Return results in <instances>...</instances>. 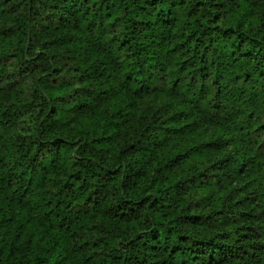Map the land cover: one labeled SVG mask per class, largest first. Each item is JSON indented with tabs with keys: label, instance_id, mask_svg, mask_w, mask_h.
Here are the masks:
<instances>
[{
	"label": "trees",
	"instance_id": "1",
	"mask_svg": "<svg viewBox=\"0 0 264 264\" xmlns=\"http://www.w3.org/2000/svg\"><path fill=\"white\" fill-rule=\"evenodd\" d=\"M10 1L0 264H264V0Z\"/></svg>",
	"mask_w": 264,
	"mask_h": 264
},
{
	"label": "rangeland",
	"instance_id": "2",
	"mask_svg": "<svg viewBox=\"0 0 264 264\" xmlns=\"http://www.w3.org/2000/svg\"><path fill=\"white\" fill-rule=\"evenodd\" d=\"M7 6H11L10 9H16L18 10L16 12V16L20 14H25L26 9L23 2H20V0L17 1H10L7 3ZM50 13L48 10H40L39 13L35 16L34 23L41 19V18H48L50 17ZM8 69L6 74L3 76V84H8L10 86L12 85H18L23 87L27 93L33 88L34 86V80L36 78V74H38L41 69L40 63L27 64L20 62L14 58L8 60ZM211 133H209L210 135ZM215 140H219L221 138V135L218 132L214 133ZM221 141V139L219 140ZM244 222V221H243ZM246 226V225H245ZM256 227V226H254Z\"/></svg>",
	"mask_w": 264,
	"mask_h": 264
},
{
	"label": "clouds",
	"instance_id": "3",
	"mask_svg": "<svg viewBox=\"0 0 264 264\" xmlns=\"http://www.w3.org/2000/svg\"><path fill=\"white\" fill-rule=\"evenodd\" d=\"M86 175H89V180L95 186V178L91 177L90 174L87 172L85 173ZM174 231L179 234L181 231H187V225L184 224L183 222H176Z\"/></svg>",
	"mask_w": 264,
	"mask_h": 264
}]
</instances>
